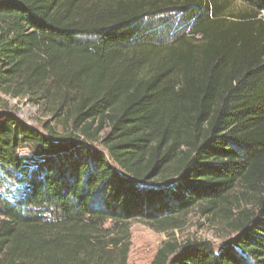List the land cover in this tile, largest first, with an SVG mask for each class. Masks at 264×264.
<instances>
[{"label": "trees", "instance_id": "16d2710c", "mask_svg": "<svg viewBox=\"0 0 264 264\" xmlns=\"http://www.w3.org/2000/svg\"><path fill=\"white\" fill-rule=\"evenodd\" d=\"M235 1L0 0V93L50 115L0 110V264H128L132 221L194 208L236 236L149 264H264V0Z\"/></svg>", "mask_w": 264, "mask_h": 264}, {"label": "rangeland", "instance_id": "374dc122", "mask_svg": "<svg viewBox=\"0 0 264 264\" xmlns=\"http://www.w3.org/2000/svg\"><path fill=\"white\" fill-rule=\"evenodd\" d=\"M244 10V6L239 2L232 0L225 15H236ZM166 17V16H165ZM188 15L171 14L168 19L171 20L173 34L186 31L184 27ZM8 109L23 120L28 125L42 130V124L50 118L49 114L43 113L39 105L29 101L25 97L12 98L0 93V110ZM109 128L104 129L103 133ZM97 149L106 151L99 141L92 143ZM26 151V150H24ZM252 208V202L247 204ZM128 237L125 241L128 243L127 263L128 264H149L154 257L159 246L169 241L172 243L183 244L189 240H207L211 242L217 250L223 244L231 241L236 232L230 224V219L221 216L203 215L198 209H192L182 218L178 227L160 230L150 227L141 220L132 221L127 230Z\"/></svg>", "mask_w": 264, "mask_h": 264}]
</instances>
